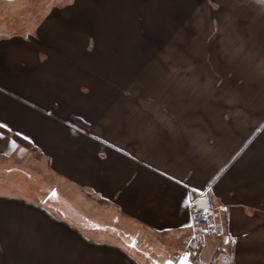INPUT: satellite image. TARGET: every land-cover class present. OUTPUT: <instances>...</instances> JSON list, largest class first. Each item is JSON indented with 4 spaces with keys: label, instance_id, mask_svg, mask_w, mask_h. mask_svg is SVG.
Segmentation results:
<instances>
[{
    "label": "crops",
    "instance_id": "crops-1",
    "mask_svg": "<svg viewBox=\"0 0 264 264\" xmlns=\"http://www.w3.org/2000/svg\"><path fill=\"white\" fill-rule=\"evenodd\" d=\"M49 5L0 25V218L14 235L19 218L32 225L25 264H146L138 244L158 253L194 236L183 253L198 264H264V0ZM141 74L192 77L112 86ZM26 147L65 217L18 193L8 173L28 165ZM205 194L217 231L196 236L191 201ZM80 215L133 248L113 229L88 236ZM10 244L0 264H18Z\"/></svg>",
    "mask_w": 264,
    "mask_h": 264
},
{
    "label": "rangeland",
    "instance_id": "rangeland-1",
    "mask_svg": "<svg viewBox=\"0 0 264 264\" xmlns=\"http://www.w3.org/2000/svg\"><path fill=\"white\" fill-rule=\"evenodd\" d=\"M50 1V5L48 4ZM71 3L72 0H0V19H4L3 21H0V25H1V29L3 31L9 30L10 28L14 29V28H19L17 26H10L11 23V19L12 22L16 23V20H13V17H17L15 15V13H13V11H9L12 10L11 8L17 7L18 10L20 11L22 8L25 7V5L27 4H35L36 7H42V6H53L56 5L58 3ZM24 11L21 10V13L18 12V20L21 17L20 15L23 13ZM26 14V13H25ZM10 21V22H9ZM8 23V26H5V24ZM145 74V75H125V76H113V83L112 86H183L185 85V83L187 82L188 79H190L192 76L187 75V74ZM108 81L106 80L105 82V78H103V76H100V79L98 81V86H106L105 83H107ZM116 84V83H119ZM109 83V82H108ZM107 83V86H110V84ZM157 83V84H156ZM20 158H22L23 160L27 159L28 161L26 162L28 165L26 167H23L21 164L18 165V167H16L18 170H14L8 174H10L9 176L12 178L13 181L19 182L21 184V188H18V190L20 192H18L20 195L22 196H26L28 197V199L38 203L37 205L39 207H43L47 210L48 213H50L51 215L55 216V217H62L64 216V213L59 209V204L63 203V201L61 200V197L59 195V191L57 186H55V183H50L48 184V186H44L42 187L41 185H39L40 182L36 181L37 179L35 177H38L42 174H44V172H42V168H33L32 165H36L35 161L38 156L37 154L33 151L32 148L30 147H26L22 153L19 154ZM34 159V160H33ZM13 168H15V166H13ZM30 170V171H28ZM51 178V177H49ZM47 180V179H46ZM51 182H53L52 179H49ZM45 182V181H44ZM43 184V183H42ZM35 194V195H34ZM198 196H196L195 198H197ZM191 201V205L193 204L194 199ZM9 207V205H6ZM85 211H89V207L85 208ZM21 214V212H19ZM23 213V212H22ZM65 217V216H64ZM11 222H13V220H10ZM7 223V225H6ZM17 223V227L18 229H21L22 231H19L16 235L11 234L12 232L8 230V219H4V218H0V249L2 252H4L2 250L3 245H7V247L11 246L10 243H12V245L18 246L19 249H16L17 251H15V249L12 251L13 254V260L14 262H18V264H25V258L28 255H30V251L26 250L27 246L29 243L33 242V237L34 234H32L33 230H32V225H30L29 222H25L24 218H19L18 221H16ZM42 222L40 221V224ZM77 225L81 228V229H85V234H87L88 236H97L98 238L102 236H105L104 234H106L107 232H109L110 230L112 231L113 228H109L106 230H96L98 227H101L102 225L97 223L96 221L90 220L89 218L83 215H80V219L79 221L76 222ZM102 227H106V226H102ZM92 229H95V231L91 232ZM114 230V236L112 235V237H119L120 239H125L126 242H128V246L130 245V248H133V246L131 245V242H134L135 240H133L132 236L126 234L125 232H121L118 231L117 229H113ZM7 231V232H5ZM106 232V233H102V232ZM118 232V234H117ZM107 236V235H106ZM197 236V233H196ZM190 240H195V236L192 239L186 240L185 242H181L180 244L176 246H171L170 243H165L163 245H160L158 247H162L164 248V250H160L158 253L155 252L152 248L150 249L149 246H147L145 243L144 244H138L137 248H135L134 252L137 253L139 258H142L146 264H166V262L168 260H173L174 264L177 263V255H180L181 253H183V251L186 248V241H190ZM35 241V239H34ZM153 241V240H152ZM164 241V240H162ZM143 243V241H142ZM152 245L153 242H148ZM17 247V248H18ZM167 247V249H166ZM4 249V248H3ZM16 252V253H15ZM148 253H152V255H148ZM176 254V255H175ZM151 256V257H149ZM214 263V262H213Z\"/></svg>",
    "mask_w": 264,
    "mask_h": 264
},
{
    "label": "built area",
    "instance_id": "built-area-1",
    "mask_svg": "<svg viewBox=\"0 0 264 264\" xmlns=\"http://www.w3.org/2000/svg\"><path fill=\"white\" fill-rule=\"evenodd\" d=\"M210 195H199L191 205V220L195 233L214 234L217 231L216 217Z\"/></svg>",
    "mask_w": 264,
    "mask_h": 264
},
{
    "label": "snow or ice",
    "instance_id": "snow-or-ice-1",
    "mask_svg": "<svg viewBox=\"0 0 264 264\" xmlns=\"http://www.w3.org/2000/svg\"><path fill=\"white\" fill-rule=\"evenodd\" d=\"M4 127H7V125H4ZM14 143V141H13ZM189 256H190V252H184L183 254H181L179 256V264H191L190 260H189ZM166 264H174L173 260H168L166 262Z\"/></svg>",
    "mask_w": 264,
    "mask_h": 264
},
{
    "label": "trees",
    "instance_id": "trees-1",
    "mask_svg": "<svg viewBox=\"0 0 264 264\" xmlns=\"http://www.w3.org/2000/svg\"><path fill=\"white\" fill-rule=\"evenodd\" d=\"M16 139H18L21 143L25 144V145H28V146H32L31 142L27 141L26 139L22 138L21 136L19 135H15ZM190 260L195 262L193 256L191 255L190 256ZM197 263V262H195ZM226 264H230L229 262H227Z\"/></svg>",
    "mask_w": 264,
    "mask_h": 264
},
{
    "label": "water",
    "instance_id": "water-1",
    "mask_svg": "<svg viewBox=\"0 0 264 264\" xmlns=\"http://www.w3.org/2000/svg\"><path fill=\"white\" fill-rule=\"evenodd\" d=\"M189 260H190V257H189ZM190 262H191V264H198V263H195V262H193V261H191V260H190ZM176 264H179V259H178V261H177Z\"/></svg>",
    "mask_w": 264,
    "mask_h": 264
}]
</instances>
